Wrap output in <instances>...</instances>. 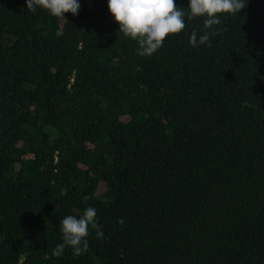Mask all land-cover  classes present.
Returning a JSON list of instances; mask_svg holds the SVG:
<instances>
[{"label":"trees","instance_id":"1","mask_svg":"<svg viewBox=\"0 0 264 264\" xmlns=\"http://www.w3.org/2000/svg\"><path fill=\"white\" fill-rule=\"evenodd\" d=\"M78 2L0 0V264H264V0L151 56ZM88 206L103 237L54 256Z\"/></svg>","mask_w":264,"mask_h":264},{"label":"clouds","instance_id":"2","mask_svg":"<svg viewBox=\"0 0 264 264\" xmlns=\"http://www.w3.org/2000/svg\"><path fill=\"white\" fill-rule=\"evenodd\" d=\"M249 0H190L187 8L178 7L175 0H108V8L119 24L118 33L138 42L141 56H151L163 45L166 37L181 33L186 22L203 17L200 32L193 30L190 43L193 47L207 45L211 47V38L219 33L214 26L221 24L218 14L236 15L248 6ZM27 9L35 12L37 8L47 10L52 16L66 20L65 13L78 15V0H26ZM202 33V34H200ZM247 104V101H245ZM85 200L88 197H84ZM97 210L88 206L83 213L66 215L59 224L63 242L53 251L54 256L63 254L66 247H71L74 254H81L88 248L87 237L90 228L96 229V235L103 237V232L96 221ZM119 223H123L121 218Z\"/></svg>","mask_w":264,"mask_h":264}]
</instances>
